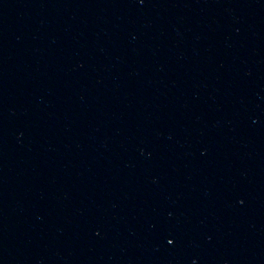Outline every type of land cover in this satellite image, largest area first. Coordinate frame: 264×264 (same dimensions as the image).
I'll list each match as a JSON object with an SVG mask.
<instances>
[{
	"label": "water",
	"instance_id": "obj_1",
	"mask_svg": "<svg viewBox=\"0 0 264 264\" xmlns=\"http://www.w3.org/2000/svg\"><path fill=\"white\" fill-rule=\"evenodd\" d=\"M0 264H264V0H0Z\"/></svg>",
	"mask_w": 264,
	"mask_h": 264
}]
</instances>
